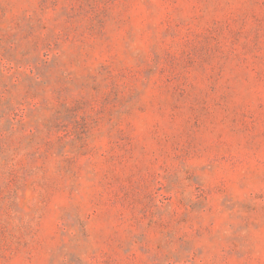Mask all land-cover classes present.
Masks as SVG:
<instances>
[{"label": "rangeland", "instance_id": "1", "mask_svg": "<svg viewBox=\"0 0 264 264\" xmlns=\"http://www.w3.org/2000/svg\"><path fill=\"white\" fill-rule=\"evenodd\" d=\"M0 264H264V0H0Z\"/></svg>", "mask_w": 264, "mask_h": 264}]
</instances>
